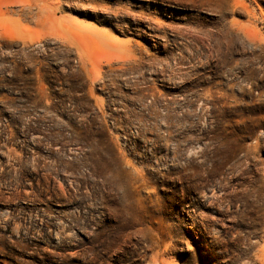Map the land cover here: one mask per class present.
Listing matches in <instances>:
<instances>
[{"label": "rangeland", "instance_id": "rangeland-1", "mask_svg": "<svg viewBox=\"0 0 264 264\" xmlns=\"http://www.w3.org/2000/svg\"><path fill=\"white\" fill-rule=\"evenodd\" d=\"M0 264H264V0H0Z\"/></svg>", "mask_w": 264, "mask_h": 264}]
</instances>
